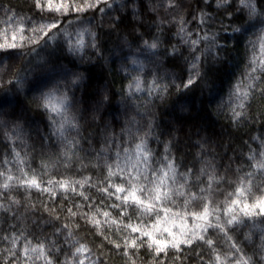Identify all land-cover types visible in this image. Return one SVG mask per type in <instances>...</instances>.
Instances as JSON below:
<instances>
[{
	"label": "trees",
	"instance_id": "trees-1",
	"mask_svg": "<svg viewBox=\"0 0 264 264\" xmlns=\"http://www.w3.org/2000/svg\"><path fill=\"white\" fill-rule=\"evenodd\" d=\"M262 165L264 0H0V264H264Z\"/></svg>",
	"mask_w": 264,
	"mask_h": 264
},
{
	"label": "snow or ice",
	"instance_id": "snow-or-ice-1",
	"mask_svg": "<svg viewBox=\"0 0 264 264\" xmlns=\"http://www.w3.org/2000/svg\"><path fill=\"white\" fill-rule=\"evenodd\" d=\"M57 11H59V9H57ZM55 26H56L55 24L52 25V27H55ZM12 47H15V45L13 44ZM153 47H154V45H153ZM189 83H191V81H190ZM45 107H47V104L45 105ZM140 147H141V145H137V148H140ZM143 159H144L145 161H147V157H146V156L143 157ZM166 167H170V165H166ZM262 167H264V165H262ZM164 175L166 176L167 174L165 173ZM161 183H162V181H161ZM30 184H32V185H36V181H35V180H32V181L30 182ZM124 191H125V189H124L123 187H117V188H116V192H124ZM117 198L119 199L120 197H117ZM131 198H132V201H133L135 204L141 205V204L144 203L143 200L138 199V198L136 197L135 191H133ZM159 198H160V197H159V194H157V195H156V199H159ZM128 200H129V196H128V195H125V196L123 197V201H124V202H128ZM114 206H115V205H114ZM148 207H149V209H150V208H151V205H149ZM248 207H249V205H247V204L244 205V208H245V209H248ZM252 207H253V208H259V212H258L257 214H259V215H264V201H260V202H258L257 204L252 205ZM206 211H207V210L205 209V214H206ZM105 215H107V213H105ZM96 223L99 224V221H96ZM132 231H133V232H137V231H139V229L133 227V228H132ZM144 235H145V236H148L149 233L145 232ZM152 242H153L154 244H157V245H158V247H157V249H156L158 253H159L161 250H163L164 245H162L160 241L153 239ZM209 243H211V242L209 241ZM135 246H136L135 241H133V242H132V247H135ZM173 246H174V247L176 246V243H175V242L173 243ZM80 264H83V261H81Z\"/></svg>",
	"mask_w": 264,
	"mask_h": 264
}]
</instances>
